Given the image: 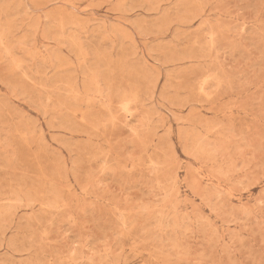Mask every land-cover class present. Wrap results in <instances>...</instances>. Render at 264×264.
Listing matches in <instances>:
<instances>
[{"label":"rangeland","instance_id":"1","mask_svg":"<svg viewBox=\"0 0 264 264\" xmlns=\"http://www.w3.org/2000/svg\"><path fill=\"white\" fill-rule=\"evenodd\" d=\"M0 264H264V0H0Z\"/></svg>","mask_w":264,"mask_h":264}]
</instances>
